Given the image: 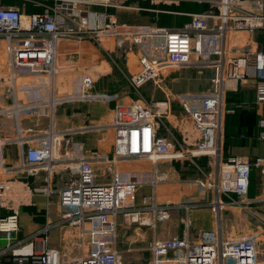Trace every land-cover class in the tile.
<instances>
[{
	"label": "built area",
	"instance_id": "1",
	"mask_svg": "<svg viewBox=\"0 0 264 264\" xmlns=\"http://www.w3.org/2000/svg\"><path fill=\"white\" fill-rule=\"evenodd\" d=\"M3 1L0 203L9 199L14 210L0 217V235L7 241V247L0 250V264H122L116 246L120 217L128 223L155 227L174 210L189 212L206 206L214 213L215 229L202 232L195 241L188 235L152 240L148 264H264L262 233L227 238L222 229L225 209L247 211L264 204V198L248 196L252 171L264 167V158H228L223 151L224 118L233 113L226 105L229 83L252 79L254 103L264 107V52L250 42L236 53L227 43L228 36L236 32L251 37L264 31V0H208L210 9L192 14L182 28L119 25L108 10H140L126 4L128 0H20L41 9L32 13L26 12L25 6H7ZM114 38L118 48L124 41L137 48L139 72L129 79L134 91L176 69L209 70V90L170 94L157 102L141 99L116 105L109 123L85 126L78 132H109L111 151L84 152L82 143L65 141V135L72 131L56 129L55 110L70 103L114 101L111 95L91 92L94 79L87 72L97 61V48L104 51L105 42ZM73 77L77 78L75 86L67 80ZM37 89L42 95H35ZM171 101L193 123L199 137L193 147L162 134L163 120L172 117ZM23 119L36 125L22 128ZM4 122L11 123L8 131ZM41 122L43 128L38 125ZM258 129L264 142V115L258 119ZM10 143L19 147L14 167L7 165L4 156ZM203 157L209 161L207 172L195 160ZM176 162L193 167L199 176L190 183L210 194L207 203L194 197L180 202L169 199L168 195L179 194L180 182L170 185L160 166ZM133 164L149 165L150 169L129 168ZM62 167L74 179L58 193L57 221L47 220L30 237L17 238L18 209L30 201L33 191L8 179L9 175L37 177L44 172L45 182L37 192L50 199L54 194L50 179ZM97 168L103 170L100 177ZM143 187L149 188V193L138 202L137 194ZM189 224L187 220L185 226ZM63 229L77 232L80 253L74 257L48 245V233ZM64 238L62 234L61 240Z\"/></svg>",
	"mask_w": 264,
	"mask_h": 264
},
{
	"label": "crops",
	"instance_id": "2",
	"mask_svg": "<svg viewBox=\"0 0 264 264\" xmlns=\"http://www.w3.org/2000/svg\"><path fill=\"white\" fill-rule=\"evenodd\" d=\"M126 2H127L126 4L137 5L140 8V10H108L107 14L112 15L116 19L119 25L133 26V27L144 25V26H152V27L182 28L187 23H189L192 14L204 13L210 9L208 0H128ZM11 6L23 7L20 5H12V4ZM30 7L31 9L27 11L29 13H31L30 11L33 9L32 6ZM26 8L28 9L29 7L28 6L25 7V10ZM255 34H254L255 36L254 35L253 36L256 38L258 32H256ZM253 36L249 37L245 33L236 32L228 36L227 43L229 46L232 47V50L233 47L234 49H236V53L240 52L243 46L249 44L250 42L256 43L259 46V49L262 52H264V42L258 39L255 40ZM136 55L137 57H135V59H137V63H138L137 52ZM94 57H96L97 61L95 64H93L88 68V73L90 75H92L93 72L92 70L98 68L102 62V55H99V53L97 52L94 53ZM130 61H128L127 63L128 70L134 72L135 74L138 73L139 65L136 63V61L132 63L133 65H131ZM132 66H134V68H132ZM254 88H255V82L252 79H248L242 83H229V89L226 93V98L229 101V102L226 101L227 107L233 106L237 108V111L242 110V111L250 112L252 116L250 115L248 116L249 118L246 119L244 116L241 117L240 115L235 116L234 119V123L236 124L235 129L240 132L238 134H242V135L237 136V138L234 139V141H236L237 143L232 145V144H228L227 141L230 140L228 139L227 133L226 132L224 133L225 136L223 138V151L225 157L228 158L246 157L249 158L250 160H252L253 158L252 156L262 157L260 154L264 152V149H260L259 146L257 148H253L250 142V141L261 142V140L259 139L258 119L260 116L264 115V107L256 106L254 103V94H255ZM133 91H134L133 89L129 90V93H127V91L126 92L124 91L122 93L123 99L125 100V96L131 97L132 96L131 93ZM91 92L96 94H102L100 93V91H96V89L94 90L91 89ZM132 102L118 103L116 100H114L111 103H98V104L84 103L86 104L85 107H81L82 103H78L80 105L78 110L77 107H75V104L65 105V106L61 105L63 107L58 106L55 110V120H56V114L59 109L63 110L62 113H64V115L61 121H59L58 120L59 118H57L55 122V127L58 131H62V132L72 131L73 133L65 135V138H67L65 139V141L82 143L84 152L96 151L98 153H109L111 151V137H110L111 135L109 132L99 133L96 130H90L86 133H78V132L81 131L82 127L85 126H96V125L109 123L112 120L114 106L127 105ZM252 107H254V110ZM75 110L78 111L77 115L75 113ZM76 116H78L77 118H79L80 121L78 122L76 121ZM231 118H233V116H231ZM224 120H226L225 121L226 126H224L223 128H225V130L227 131L228 121L230 120V116H227ZM21 125L22 128H27V127L35 126L36 123L29 122L23 119L21 121ZM38 125L40 126V128L44 127V123L42 122L39 123ZM3 127L5 131H8L11 127V123L7 122ZM249 128H251L250 131ZM243 130H246L247 133L241 132ZM104 135L106 137H104ZM67 136L70 137L68 138ZM196 136H197L196 141L198 142L199 137L197 133ZM105 141H108L109 143L107 144V147H104ZM103 147L105 149H103ZM4 156L6 158V162L8 166L10 167L16 166L19 158L18 145L15 143L8 144L4 149ZM199 160L202 163L201 164L198 163V164L207 172L209 170L207 165V159L203 157V158H199ZM64 167H62L63 169L58 168V170H56V172L52 175V178L50 179L51 186L54 192L53 195L55 198H57L56 200L55 199L53 200L54 203L51 202L52 198L47 199L43 195L37 192V190H39L45 182L44 172H41L37 177H28L24 173H18V174L12 173L9 175L10 177H8V179L16 181L18 183L20 182L23 185L28 186L33 191L30 197V201L26 204L21 205L18 209L19 224H20V216H22L23 213L29 215L28 219L30 220L36 214L38 213L41 214L39 216L37 215L35 216V218L40 217L41 219H37L35 220L36 223H33L34 226L38 227L36 231H34V233L38 232L45 225L47 220L57 221L60 211L58 204V193L61 189L69 186L70 182L74 179V177L70 175V172L67 169H64ZM129 168L136 170L140 168L150 169V166L149 165L139 166L137 164H133L130 165ZM97 169L99 170L100 168ZM97 169H96L97 171L96 173L98 177H100L102 175L103 170L100 169L98 171ZM160 171L167 174L168 181H170V185L176 182H180V190L178 191L179 194L178 195L170 194L168 195L169 199L173 200L174 202H180L181 200L186 199L188 197H194L199 199H205V203L209 201L210 199L209 193L198 194L195 185H193V183L192 184L190 183V180H193L194 178L197 177V173L193 169V167L189 165V163L176 162L172 164H163L160 166ZM0 178L2 179L1 176ZM142 190L143 191L141 192V194H139L140 201L144 196L148 195L149 193V188L147 187H143ZM139 192L140 191H138V193ZM3 202L4 203H0V217L7 216L13 213L14 210L13 209L14 206L9 199L3 200ZM52 205H55L54 210L56 214L55 217L49 218L48 216L50 210L52 209L51 208ZM207 208L210 207L206 206L189 212L183 211L186 214V219L189 220L190 222L189 226L186 227V235H189L188 232L190 228L195 229L201 226L204 229L210 231L215 229V216L212 209L210 208L209 212H211L210 215L211 218L214 220L213 222L211 220H206L203 214L201 213V210ZM23 209L27 211L23 212ZM177 211H181V210H177ZM31 235L32 234L28 235L27 237L24 236V238L20 237V239H26Z\"/></svg>",
	"mask_w": 264,
	"mask_h": 264
},
{
	"label": "rangeland",
	"instance_id": "3",
	"mask_svg": "<svg viewBox=\"0 0 264 264\" xmlns=\"http://www.w3.org/2000/svg\"><path fill=\"white\" fill-rule=\"evenodd\" d=\"M36 2L42 3L40 0H36ZM3 3L7 6H10L11 4L25 7L28 6L29 8H26V12L31 9L30 3H28L27 1L4 0ZM92 9L98 11L101 10V8ZM40 10L41 9L33 8L30 12H38ZM257 39L264 42V31L258 32L255 40ZM117 44L118 39L114 38L109 39L105 42L104 51L97 48V53H99V55H102V62L98 68L92 70L93 72L91 76H93L94 79L92 90L96 89V91H100V93L102 94L111 95L118 103H129L141 99L149 102H157L166 100L167 96L170 94L175 95L180 93H205L209 90V80L211 76L209 70H203L202 73H197L195 70L191 69H176L169 72L167 75H161L156 81H151L143 85L140 89H138L137 92L133 91L131 93V97L125 96L124 100L122 93L124 91H127V93H129V90H132L129 84V79L133 74H135L134 72L128 70L127 63L130 60H132L130 61L131 65H133L132 63H134L135 61L137 63V59H135V57H137V48L135 49V47L127 41H124L122 43L121 48H118ZM3 62L4 59L0 60L1 69H3ZM132 68H134V66H132ZM76 79V77H73L72 81L71 79L67 80L69 83L72 82V84L75 86L74 82ZM34 93L35 95H39V93L41 94V89L35 90ZM71 104H75L77 110L80 107L78 103L64 104L63 106ZM85 105L86 104H82L81 107H85ZM252 108L254 110V107ZM77 110H75L76 115L78 114ZM62 112V109L58 110L56 114V120L57 118H59L58 120L61 121L64 115V113ZM171 115L172 117H169V120H163L164 127L162 128V134L166 135L170 139L174 138L182 142L186 147L194 146L197 143V132L193 126V123L187 118V116L184 115L178 105L173 101H171ZM77 117L78 116H76V121L78 122L80 120ZM234 119L235 117L230 118V120L228 121L227 129V136L230 140L227 142L228 144L232 145L237 143L236 141H234V139H236L237 136L242 135L238 134L240 132L235 129L236 124L234 123ZM167 130H169V132ZM250 130L251 128H249V131ZM241 132L247 133L246 130H243ZM105 135L104 137H106ZM70 136L67 137L69 138ZM250 142L253 148H257L259 146L260 149H264V142ZM107 144H109L108 141H105L104 147H107ZM104 147L103 149H105ZM260 155L264 157V152H262V154ZM252 157V159H254L259 156ZM195 160L199 164L202 163L199 159ZM207 162L209 163L208 160ZM71 176L74 177V175ZM198 176L199 175H197V177ZM106 179H100V181H105ZM250 181L251 184L248 194L249 198H264V167L261 169H254L252 171ZM139 191L140 192L137 194L138 202L140 201L139 194H141L143 190L140 189ZM197 193L204 194L202 190H197ZM50 198H52L51 202H53L54 199H57L54 197V195H52ZM51 208L52 209L50 210L48 216L49 218L55 217L56 214L54 210L55 205H52ZM25 211L27 210L23 209V212ZM209 211L210 208H207L201 210V213L206 220H211L213 222L214 220L211 218V212ZM36 215L39 216L41 214L38 213ZM35 216L31 220L28 219L29 215H26L24 213L22 214V216H20L19 231L16 235L17 238L20 239V237H27L28 235L33 234L34 231H36L38 227L34 226L33 223H36L35 220L41 218H35ZM186 221V214L183 211L177 210L171 212L167 220L157 222L155 227L141 226L138 223H128L122 217H120L116 228V246L121 256L122 264H148L150 258V252L148 250L149 243L154 239L167 240L175 237L184 238L186 235ZM263 221L264 204L253 205L247 211H240L237 208H227L222 212L223 234L227 238H238L242 236L259 235L262 233L264 239V228L262 226ZM204 231L210 230L204 229L201 226L195 229L190 228L188 232L189 240L195 241L197 237ZM62 234L65 235L64 241L61 240ZM47 238L48 245L50 247L58 249L61 253H65L68 257H74L80 253V249L78 248L77 244L78 236L75 230H52L48 233ZM6 247L7 241H5L4 236L0 235V250ZM84 247L87 248V246Z\"/></svg>",
	"mask_w": 264,
	"mask_h": 264
},
{
	"label": "trees",
	"instance_id": "4",
	"mask_svg": "<svg viewBox=\"0 0 264 264\" xmlns=\"http://www.w3.org/2000/svg\"><path fill=\"white\" fill-rule=\"evenodd\" d=\"M226 101H228L227 98H226ZM228 102H229V101H228ZM229 108L233 109V113H232V114H229V115H226V117H227V116H230V118H231V116L235 117V116H237V115H240V117H241V116H244L245 119H246V118H249L248 116H250V115L252 116V114H251L250 112L242 111V110H238V111H237V108H236V107H233V106H232V107H229ZM226 117H225V118H226ZM225 118H224V119H225ZM225 121H226V120H224V124H225ZM224 126H226V124L223 125V127H224ZM225 132L227 133V131L225 130V128H223V137L225 136V135H224ZM250 180H251V179H250ZM250 184H251V181H250Z\"/></svg>",
	"mask_w": 264,
	"mask_h": 264
}]
</instances>
